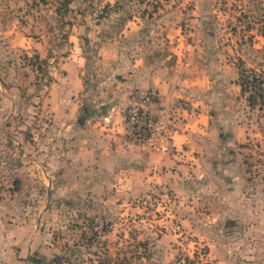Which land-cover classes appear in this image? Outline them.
I'll use <instances>...</instances> for the list:
<instances>
[{
    "label": "rangeland",
    "instance_id": "374dc122",
    "mask_svg": "<svg viewBox=\"0 0 264 264\" xmlns=\"http://www.w3.org/2000/svg\"><path fill=\"white\" fill-rule=\"evenodd\" d=\"M10 27L40 46H12ZM155 52L201 98L207 128L180 150L184 167L153 168L175 152L174 125L146 106L167 130L151 150L126 127L140 151L157 153L136 158L132 188L101 179L81 195L84 179L59 176L57 161L46 165L58 176L45 177L48 154L70 151L46 145L57 135L46 96L65 60L82 62L80 120L117 103L125 123L144 91L156 97L131 76ZM242 65L264 77V0H0V264H264V105L242 92ZM50 180L72 192L50 204Z\"/></svg>",
    "mask_w": 264,
    "mask_h": 264
},
{
    "label": "crops",
    "instance_id": "0c3cea01",
    "mask_svg": "<svg viewBox=\"0 0 264 264\" xmlns=\"http://www.w3.org/2000/svg\"><path fill=\"white\" fill-rule=\"evenodd\" d=\"M1 30H4L3 33H6V36L11 34L10 41H8L12 46L36 48L41 44V42L37 43L36 40H33L32 37L24 40L19 32L15 31V28L11 29L10 27ZM77 58V55L72 54L65 60L62 64V74L56 77L54 88L50 89L46 96L48 103L45 106L50 109V114L54 117L55 122L54 125H51V129L57 131L56 136L50 137V140L46 139V145L50 147L56 146L57 149L58 145L54 140L59 139L58 141H61L62 144L65 143L66 148H70V151L63 150L66 151V154L62 153L61 155L58 152H50L47 157L49 161L45 162L44 175L50 179L58 176L46 165V163H49V165L53 166V163L57 161L63 163L62 166L65 167L63 172L67 171L66 175L64 172V174H59V176L80 175V178L84 179L77 187V192L81 195L90 193L89 190L95 192L96 184L101 179H103L104 184L108 183V186L106 185L108 188L112 187L113 189L116 184L112 179L123 177L122 185L124 184L125 189L132 188V172L136 168L140 167L139 169L142 170L144 167L141 159L143 161L147 159L146 161H148L153 159L157 153L148 154L140 151L136 143L127 137L124 123V112L127 105L117 103L109 107H104L103 105L101 110L91 111L90 116H87L84 122L80 120L82 107L78 99L80 96L86 95L88 91H84V84L80 76L82 62L81 59ZM160 58L166 59L167 56L164 57L163 54L155 52L150 60L142 59V68L139 69L140 74L134 72L131 75L135 76V81L132 84L136 87L152 89L156 93V97L149 105V109L158 115H169L174 125L169 129L171 134V137H169L173 138L171 145L175 146V152L171 156L164 155L160 158H154L155 160L151 161L155 165L153 168L163 169L166 164L168 166L176 164L177 168H181L184 166L176 161L178 155H181L180 150L184 149V145L187 146L191 143V137L198 135L196 132L205 134L207 127L204 123H201L204 117L203 112L199 111L201 110L199 108L201 98H191V91L188 87L179 86L182 81L174 70L173 65L168 69L166 60L159 64ZM152 66L156 70H153ZM161 66H164V69ZM182 68L184 71H188L187 64L181 65ZM0 82L2 83V80ZM185 82H188V80L186 79ZM10 98L12 99V97ZM14 98L13 104L16 107ZM73 132H75L74 135L72 134ZM58 134H60V137H58ZM19 146L22 149L20 142ZM138 156L141 158L139 166L136 164ZM35 161L37 162V160ZM77 170L79 172H76ZM148 172L155 173L150 168L147 169L146 175H148ZM172 172L175 173L174 171ZM87 178H91L94 181L89 185H85ZM50 182L48 188V195H51L50 204L56 191L72 192V189L65 185L56 190V182L54 180H50ZM81 185L83 187H80ZM91 185H93L94 189L85 188ZM126 193H130V191H126ZM105 202L108 203V199ZM46 211L44 215H46Z\"/></svg>",
    "mask_w": 264,
    "mask_h": 264
},
{
    "label": "built area",
    "instance_id": "2783aa9c",
    "mask_svg": "<svg viewBox=\"0 0 264 264\" xmlns=\"http://www.w3.org/2000/svg\"><path fill=\"white\" fill-rule=\"evenodd\" d=\"M154 99L153 92L144 91L140 95L139 102L133 104L127 111L125 116V125L130 128V132L136 131V135L143 146H147L151 150L156 147V138L163 136L167 130V124L161 120L151 118L145 109ZM159 131H162L158 133ZM164 150H168V144L163 145Z\"/></svg>",
    "mask_w": 264,
    "mask_h": 264
},
{
    "label": "trees",
    "instance_id": "16d2710c",
    "mask_svg": "<svg viewBox=\"0 0 264 264\" xmlns=\"http://www.w3.org/2000/svg\"><path fill=\"white\" fill-rule=\"evenodd\" d=\"M239 84L241 85L242 92H249L248 100L251 106L257 104L264 105V77L256 74L255 72H249L243 65L239 73Z\"/></svg>",
    "mask_w": 264,
    "mask_h": 264
}]
</instances>
